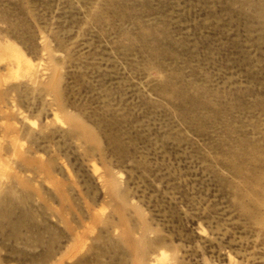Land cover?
<instances>
[{"label":"rangeland","instance_id":"374dc122","mask_svg":"<svg viewBox=\"0 0 264 264\" xmlns=\"http://www.w3.org/2000/svg\"><path fill=\"white\" fill-rule=\"evenodd\" d=\"M0 42V264H264V0H0Z\"/></svg>","mask_w":264,"mask_h":264},{"label":"bare ground","instance_id":"6f19581e","mask_svg":"<svg viewBox=\"0 0 264 264\" xmlns=\"http://www.w3.org/2000/svg\"><path fill=\"white\" fill-rule=\"evenodd\" d=\"M11 47H12L11 44H7L6 42H0V57H3L5 55H9L16 60L18 67H21L22 61H24V60L20 55H18L16 53V50H12ZM165 260H166V258H165L164 253H161V257L159 259L160 264H164Z\"/></svg>","mask_w":264,"mask_h":264}]
</instances>
